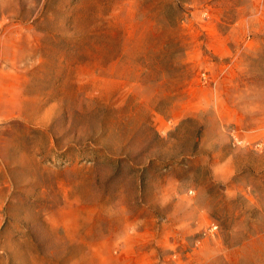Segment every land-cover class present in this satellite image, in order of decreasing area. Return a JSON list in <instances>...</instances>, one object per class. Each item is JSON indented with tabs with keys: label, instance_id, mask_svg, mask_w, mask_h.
Returning <instances> with one entry per match:
<instances>
[{
	"label": "rangeland",
	"instance_id": "obj_1",
	"mask_svg": "<svg viewBox=\"0 0 264 264\" xmlns=\"http://www.w3.org/2000/svg\"><path fill=\"white\" fill-rule=\"evenodd\" d=\"M0 264H264V0H0Z\"/></svg>",
	"mask_w": 264,
	"mask_h": 264
}]
</instances>
